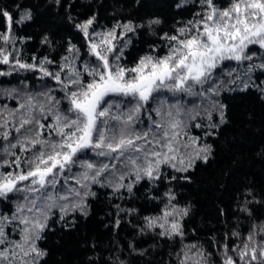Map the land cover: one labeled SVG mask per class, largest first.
Wrapping results in <instances>:
<instances>
[{
    "label": "snow or ice",
    "instance_id": "6c2138e0",
    "mask_svg": "<svg viewBox=\"0 0 264 264\" xmlns=\"http://www.w3.org/2000/svg\"><path fill=\"white\" fill-rule=\"evenodd\" d=\"M0 264H264V0H0Z\"/></svg>",
    "mask_w": 264,
    "mask_h": 264
},
{
    "label": "trees",
    "instance_id": "16d2710c",
    "mask_svg": "<svg viewBox=\"0 0 264 264\" xmlns=\"http://www.w3.org/2000/svg\"><path fill=\"white\" fill-rule=\"evenodd\" d=\"M194 198L199 201V203L197 204V210L199 212V215L196 218L197 221H199L204 215L212 212L214 198L210 190L205 193L201 192L199 189L196 190ZM73 247H75V245H73Z\"/></svg>",
    "mask_w": 264,
    "mask_h": 264
}]
</instances>
